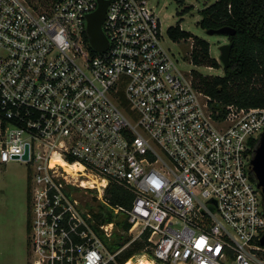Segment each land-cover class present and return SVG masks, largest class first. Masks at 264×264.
<instances>
[{"label": "built area", "instance_id": "2783aa9c", "mask_svg": "<svg viewBox=\"0 0 264 264\" xmlns=\"http://www.w3.org/2000/svg\"><path fill=\"white\" fill-rule=\"evenodd\" d=\"M224 110L150 0H0V164L28 165V264H264V107Z\"/></svg>", "mask_w": 264, "mask_h": 264}, {"label": "trees", "instance_id": "16d2710c", "mask_svg": "<svg viewBox=\"0 0 264 264\" xmlns=\"http://www.w3.org/2000/svg\"><path fill=\"white\" fill-rule=\"evenodd\" d=\"M184 5V0H175ZM186 7L182 14L190 11ZM199 26L204 31L230 27L236 31L229 36L233 44L229 67L223 76H205L192 70L195 86L211 96L216 108L225 114V107L237 105L246 108L264 107V0H219L200 12ZM170 39L176 43L193 40L189 60L193 66L219 68L220 62L211 57L209 42L183 30L181 23L168 28ZM114 206H130L132 196L119 187L109 188ZM106 213L103 222L112 220ZM126 227L129 224H125Z\"/></svg>", "mask_w": 264, "mask_h": 264}, {"label": "rangeland", "instance_id": "374dc122", "mask_svg": "<svg viewBox=\"0 0 264 264\" xmlns=\"http://www.w3.org/2000/svg\"><path fill=\"white\" fill-rule=\"evenodd\" d=\"M217 1L219 0H184V5H179L175 0H150L163 24L166 47L179 60L181 69L195 70L205 76H223L224 67L221 63L219 68L190 64L189 55L193 48V40L176 43L170 39L167 32L168 28L181 23L183 30L209 42L211 57L220 62V47L228 43V38L222 35H209L199 26L200 12ZM186 7L191 8L190 11L182 14ZM28 172V165L22 162L0 164V264H28L30 251Z\"/></svg>", "mask_w": 264, "mask_h": 264}, {"label": "water", "instance_id": "95a60500", "mask_svg": "<svg viewBox=\"0 0 264 264\" xmlns=\"http://www.w3.org/2000/svg\"><path fill=\"white\" fill-rule=\"evenodd\" d=\"M107 3L101 2L100 8L88 17V36L93 48L99 52H103L108 48V40L103 33L102 24L105 19ZM209 35L234 36L236 31L230 27H223L218 30L208 31ZM233 48L232 43H226L220 47V63L227 68L230 64V55ZM15 158L18 156H14ZM23 159L29 158V146L26 145V152ZM253 171L258 180V186L262 189L264 195V134L261 136L260 144L256 150V155L252 161ZM264 244V238L262 240Z\"/></svg>", "mask_w": 264, "mask_h": 264}, {"label": "bare ground", "instance_id": "6f19581e", "mask_svg": "<svg viewBox=\"0 0 264 264\" xmlns=\"http://www.w3.org/2000/svg\"><path fill=\"white\" fill-rule=\"evenodd\" d=\"M60 164V165H63V166H65V168H66V170L68 171V172H72V168H70V167H68L67 166V164H65V162H63L61 159H56L55 161H54V164ZM129 264H131V263H129ZM141 264H149V262L147 261V260H145V259H142L141 260Z\"/></svg>", "mask_w": 264, "mask_h": 264}]
</instances>
